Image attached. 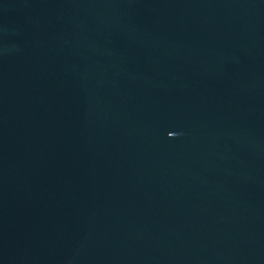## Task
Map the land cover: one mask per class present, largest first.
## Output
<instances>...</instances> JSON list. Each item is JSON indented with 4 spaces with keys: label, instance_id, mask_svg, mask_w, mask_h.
<instances>
[{
    "label": "water",
    "instance_id": "obj_1",
    "mask_svg": "<svg viewBox=\"0 0 264 264\" xmlns=\"http://www.w3.org/2000/svg\"><path fill=\"white\" fill-rule=\"evenodd\" d=\"M0 264H264V0H0Z\"/></svg>",
    "mask_w": 264,
    "mask_h": 264
}]
</instances>
